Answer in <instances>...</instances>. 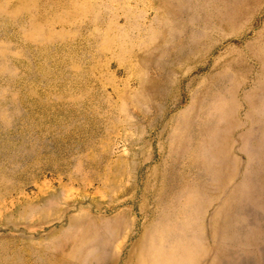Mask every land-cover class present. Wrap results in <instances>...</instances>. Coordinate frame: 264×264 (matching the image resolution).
I'll use <instances>...</instances> for the list:
<instances>
[{"label":"rangeland","instance_id":"374dc122","mask_svg":"<svg viewBox=\"0 0 264 264\" xmlns=\"http://www.w3.org/2000/svg\"><path fill=\"white\" fill-rule=\"evenodd\" d=\"M0 264H264V0H0Z\"/></svg>","mask_w":264,"mask_h":264}]
</instances>
